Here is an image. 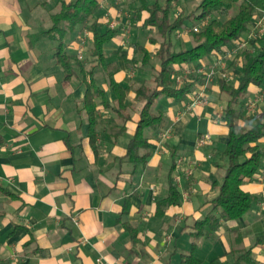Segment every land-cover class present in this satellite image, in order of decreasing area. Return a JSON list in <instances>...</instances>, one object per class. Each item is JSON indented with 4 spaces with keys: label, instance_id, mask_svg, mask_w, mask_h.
Instances as JSON below:
<instances>
[{
    "label": "crops",
    "instance_id": "crops-1",
    "mask_svg": "<svg viewBox=\"0 0 264 264\" xmlns=\"http://www.w3.org/2000/svg\"><path fill=\"white\" fill-rule=\"evenodd\" d=\"M75 1L0 0V264H184L190 255L197 264H235L246 251L253 264H264L261 172L244 185L257 197L244 217L220 220L198 239L192 234L195 223L210 216L228 166L223 153L229 128L223 118L229 97L221 91L222 79L211 85L206 106L189 108L193 92L183 102L160 97L153 110L163 116L161 125L144 130L148 148L140 155L147 158L132 163L126 158L128 146L144 108L136 90L153 85L159 66L157 45L149 41L155 32L137 21L139 0H99V31L111 29L110 14L118 20L112 30L119 33L105 44L101 58L93 34L78 25L66 36L65 51L86 71L96 68L93 75L79 68L77 75H66L57 62L59 42L48 31L62 2ZM147 31L153 34L145 39ZM256 34L253 21L244 40ZM181 38L180 48L193 44L188 33ZM139 47L151 52L152 65L145 66ZM250 47L247 53L254 55ZM242 63L241 57L231 67L227 84L242 82ZM91 77L104 91V98L96 100L94 145L84 103ZM112 83L129 89L126 109ZM262 92L264 83L249 87L238 107L240 127L264 120V101L248 107ZM206 134L211 141L199 146ZM188 161L196 162L192 175L183 170ZM172 184L181 194L180 204L159 216L158 202L168 197ZM245 259L241 264H247Z\"/></svg>",
    "mask_w": 264,
    "mask_h": 264
},
{
    "label": "trees",
    "instance_id": "trees-1",
    "mask_svg": "<svg viewBox=\"0 0 264 264\" xmlns=\"http://www.w3.org/2000/svg\"><path fill=\"white\" fill-rule=\"evenodd\" d=\"M176 1L139 0L140 9L136 18L138 22L142 21L144 28L155 32L154 37H151L149 41L152 45H157L154 57L159 61V66L155 70L153 85L143 84L136 90V100L144 103V108L140 113L138 128L128 146L126 156L134 164L144 162L147 158V155H140L142 149L148 148L144 130L157 129L163 120L161 114L154 113L153 106L156 101L163 96L177 102L186 101L195 87L202 82L201 75H191L183 83L175 82L176 74L181 73V68L187 65L191 70H195L203 66V63L212 56L216 57L231 44L243 40L255 18L261 14L264 15V0H202L188 15L182 10L178 14L174 12L173 4ZM237 5H239L237 13L226 19L221 18ZM99 9V0L62 2L60 12L52 17L54 24L48 34L59 42L56 53L57 62L63 67L66 75H77L75 68H79L84 75H93L96 68L94 66L86 71L83 62L69 56L65 51L66 36L73 33L78 25L93 34L95 53L101 58L104 56L105 44L111 42L119 33L118 30L112 29L104 33L99 31L100 25L95 20V14ZM189 20L199 23L208 20V23L200 32H194L191 28L188 37L193 43L192 47L177 49L172 36L178 35ZM181 39L179 37L177 40ZM248 42L257 50L254 55L245 51L236 56V61L243 58L242 82L235 87L227 84L224 79L220 81L221 91L229 97L223 118V123L229 128V142L223 153L228 159V166L224 173V181L219 187V194L212 201L213 210L210 216L203 221H197L194 225L192 234L195 239L202 237L208 231L215 230L220 220L229 221L244 217L257 201L255 195L244 190V185L257 179L264 162V120H259L254 126L240 127L238 107L243 103L250 86H260L264 83V33L256 34L254 39ZM139 50L144 56L145 66L152 65L151 52L144 47H139ZM236 61L230 63V68ZM111 86L118 96L121 109H126L124 101L129 89H122L117 83H112ZM99 98H104V91L91 77L87 83L84 103L91 121L90 133L93 145L98 128L96 100ZM102 102L109 106L105 99ZM118 112L124 114V110H118ZM175 167L176 165L174 169ZM180 200L181 194L172 184L168 197L158 202L157 214L164 215L169 207L178 206ZM219 211L220 216L217 217L216 212ZM242 254L241 260L235 264H241L243 258H246L247 264H253L249 251ZM183 262L197 264L191 255L185 257Z\"/></svg>",
    "mask_w": 264,
    "mask_h": 264
},
{
    "label": "built area",
    "instance_id": "built-area-1",
    "mask_svg": "<svg viewBox=\"0 0 264 264\" xmlns=\"http://www.w3.org/2000/svg\"><path fill=\"white\" fill-rule=\"evenodd\" d=\"M107 24L111 29H115L118 25V20L111 19L110 14H106ZM208 23V20L202 22L200 26H194V32H200L203 27ZM255 30L258 35H262L264 33V15L261 14L257 16L254 20ZM191 31V29L184 28L178 32V37H181L184 34H187ZM255 32V34H256ZM256 36V35H255ZM254 35L250 36L247 39H243L241 41L235 42L234 46L230 49H226L223 53L217 55L215 59L209 64V67L201 66L195 70H191L188 66L183 67L180 74L176 75L177 83H183L185 79H188V74L197 73V75L203 76L202 82L199 84L197 89L193 91V98L189 104L190 109H195L198 107L206 106L209 102L208 93L211 85L215 82L217 77L224 79L225 81H231L232 77L230 73L228 74L227 69L229 67L230 61H232V57L239 55L240 53L245 52L248 47L249 40L254 39ZM264 101V92H262L254 101L248 104L249 108H254L259 102ZM211 141V135L206 134L199 138V146H204ZM184 164V158L180 157L178 159V165L182 166ZM196 166L195 161H188L186 167H184V173L187 175H192V172ZM262 177H264V169L261 171Z\"/></svg>",
    "mask_w": 264,
    "mask_h": 264
},
{
    "label": "rangeland",
    "instance_id": "rangeland-1",
    "mask_svg": "<svg viewBox=\"0 0 264 264\" xmlns=\"http://www.w3.org/2000/svg\"><path fill=\"white\" fill-rule=\"evenodd\" d=\"M152 1H154V0H152ZM161 2L163 1V0H160ZM190 0H179V3H177L176 5H174L173 4V10H174V12L175 13H180L181 12V10L186 14V15H188L189 13H191V11H193V10H195V8H196V6H197V0H193V1H191V2H189ZM177 2V1H176ZM238 7H239V5H237L232 11H230L229 13H227L226 15H224V16H221V18L222 19H226V18H228V17H230V16H232V15H234L235 13H237V9H238ZM174 16V15H173ZM107 21V20H106ZM202 22H198V21H195V20H189V21H187L186 22V25H185V28H193L194 26H200V24H201ZM203 28H204V26H202ZM202 28V29H203ZM202 29H200V30H202ZM153 33H152V31H147L146 32V37H145V39H148V36H150V35H152ZM172 39L174 40V42L176 43V47H177V49L178 48H180V43H183L184 42V40L183 39H181V40H177L176 39V35L174 34L173 36H172ZM193 46V44H191V45H189V46H187V48H189V47H192ZM251 48V50H253L254 52L257 50L255 47H250ZM247 50H248V47H247V49L245 50L246 52H247ZM233 61H236V56H234V57H232V61H230V62H233ZM237 62V61H236ZM230 64V63H229ZM206 67H209V65H205ZM197 69V68H196ZM231 68H230V65H229V67H228V69H227V73L229 74L230 73V75H232V72H231ZM176 75H178V74H176ZM188 75H197V73H193V74H188ZM217 78H219V77H217ZM175 82H177V81H175ZM226 97V96H225ZM227 98V97H226Z\"/></svg>",
    "mask_w": 264,
    "mask_h": 264
}]
</instances>
